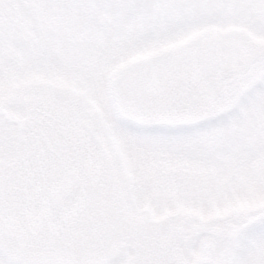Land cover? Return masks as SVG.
<instances>
[{
    "label": "snow or ice",
    "instance_id": "obj_1",
    "mask_svg": "<svg viewBox=\"0 0 264 264\" xmlns=\"http://www.w3.org/2000/svg\"><path fill=\"white\" fill-rule=\"evenodd\" d=\"M0 264H264V0H0Z\"/></svg>",
    "mask_w": 264,
    "mask_h": 264
}]
</instances>
